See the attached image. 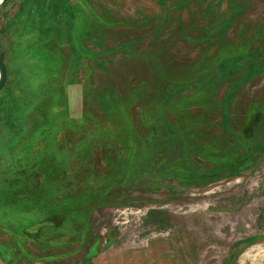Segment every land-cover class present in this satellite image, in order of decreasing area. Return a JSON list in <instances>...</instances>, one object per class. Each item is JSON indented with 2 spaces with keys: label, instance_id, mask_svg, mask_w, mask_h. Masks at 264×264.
Masks as SVG:
<instances>
[{
  "label": "rangeland",
  "instance_id": "rangeland-1",
  "mask_svg": "<svg viewBox=\"0 0 264 264\" xmlns=\"http://www.w3.org/2000/svg\"><path fill=\"white\" fill-rule=\"evenodd\" d=\"M0 264H264V0H0Z\"/></svg>",
  "mask_w": 264,
  "mask_h": 264
},
{
  "label": "water",
  "instance_id": "water-1",
  "mask_svg": "<svg viewBox=\"0 0 264 264\" xmlns=\"http://www.w3.org/2000/svg\"><path fill=\"white\" fill-rule=\"evenodd\" d=\"M4 0H1V2ZM8 80V67L0 53V91L5 87Z\"/></svg>",
  "mask_w": 264,
  "mask_h": 264
},
{
  "label": "flooded vegetation",
  "instance_id": "flooded-vegetation-1",
  "mask_svg": "<svg viewBox=\"0 0 264 264\" xmlns=\"http://www.w3.org/2000/svg\"><path fill=\"white\" fill-rule=\"evenodd\" d=\"M0 53H1V51H0ZM2 55V54H1ZM4 59V58H3Z\"/></svg>",
  "mask_w": 264,
  "mask_h": 264
},
{
  "label": "trees",
  "instance_id": "trees-1",
  "mask_svg": "<svg viewBox=\"0 0 264 264\" xmlns=\"http://www.w3.org/2000/svg\"><path fill=\"white\" fill-rule=\"evenodd\" d=\"M1 50V49H0Z\"/></svg>",
  "mask_w": 264,
  "mask_h": 264
}]
</instances>
